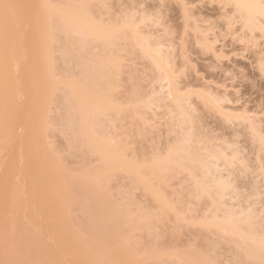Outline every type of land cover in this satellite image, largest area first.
<instances>
[{"label": "rangeland", "instance_id": "1", "mask_svg": "<svg viewBox=\"0 0 264 264\" xmlns=\"http://www.w3.org/2000/svg\"><path fill=\"white\" fill-rule=\"evenodd\" d=\"M49 1L57 2V0ZM72 1L76 3L79 0ZM0 2H10L14 7L6 12L9 20L19 21L18 32L11 34L6 40L8 48L17 49V61L14 66L15 83L19 92L12 102L15 109V121L9 132L3 134L0 144V261L23 259L47 262V264H79L83 259L82 253L84 254L86 250L85 245L95 240L94 245L99 246H93L98 252H93L96 250L93 247L91 252L100 254L102 257L100 262L99 257L91 253L92 257H95L93 259L96 260V264H103L104 260L111 255L109 259L112 261L108 260L113 264L118 263L117 261H119L118 264H179V257L188 261L184 264H189L190 259L198 264H257L261 261L259 264L264 263V252L256 251L259 254L263 253V256L259 257L261 261L258 260L259 262L256 263L255 257H258L256 252L253 254L255 257L246 253L247 251L244 254L245 250L241 248L239 241L227 238L226 234L212 227L201 226L200 221L204 220L202 215L206 212L204 210L208 202L207 197H203L205 200L203 198L200 200V197L198 200L192 198L196 190L194 189L195 193L192 195V184L188 182L185 173L173 171L175 173L169 174L170 177L163 176L166 178L167 185L166 188L161 187V190L164 188L161 192L162 196L172 201L171 204H174L172 206L179 209L177 215L181 213L184 218L181 215L179 217L174 213L171 214L172 212L160 215L156 210V202L145 195L140 186L134 185L130 177L120 170L109 171L107 175L95 179L93 185L97 188L99 202L93 200L91 193L83 189L86 187L83 179L85 176L105 171L103 160L82 144L77 125L67 122L72 115V109L65 99L66 89L62 84L56 85L55 81L89 74L91 63L100 60L101 54L106 50V44L101 41L90 42L86 36L72 32L63 33L51 28L49 42L53 50V71L52 74L47 75V65L41 61L38 53L32 52V26L35 23V16L32 14L31 0H0ZM95 4L91 7L92 12L100 19L102 18L103 22L105 20L109 24H119L122 19H130L132 16L134 18L131 19L137 21L142 14L141 17L146 20L144 19L145 25L142 24L144 27H141L143 29L141 31L151 38L162 36L161 42L165 38L167 42L163 41V44L169 46L165 48L166 46L163 45L162 54L166 55L171 64L173 63L170 68L174 70L173 77H175L177 91L179 90L181 98L182 95L184 99L189 97L188 100L186 99L187 103L183 100L182 106L187 108L189 105L187 112L189 111L190 116L193 114L191 118L195 130L192 128L191 131L196 132L198 137L201 136L200 139L203 138L204 145L207 141L208 145L230 142L229 147L234 146L239 161L236 159L237 161L235 160L236 162L229 166L231 170L228 171L231 174L230 181L233 182V187L239 195L235 201L239 203L240 199L249 201L250 197L248 203L253 202L252 207L254 209L256 207L257 210L260 208V214L263 213L264 177L260 169L264 167V163L262 164L264 153L261 150L258 152V143L252 141L251 131L247 129L246 122L238 120L239 122L236 121L238 124H234L236 119L232 122L226 121L214 106L207 103L205 105L204 101L198 97L199 93H214L213 95L220 96L224 99L220 105L225 112L230 111L229 113L235 112L240 115L244 113L243 115L249 116L251 118L249 120L259 127L264 136V65L260 63L263 67L258 66V59H261L264 54V52L260 54L264 50L263 34L259 30L252 33L244 28L242 30L240 21L231 17V7L219 0H105L104 7L99 5L103 3ZM183 8L191 14L188 17L190 19L185 16L188 19L187 22L185 21L188 26L183 22L185 19L182 16ZM158 18L162 21L160 19L159 22ZM154 25L157 27L156 31ZM195 30L198 32L196 33ZM153 32L155 35L152 34ZM199 32L207 34L210 41L213 40L211 45L218 56H214L207 49L204 50L199 40ZM128 40L120 37L113 48H110L122 57L114 68L113 82L116 86L112 91V100L119 104L122 102L123 107L136 86L138 92L142 93L140 95L144 96L142 101L144 99L148 101V98L151 100L154 96L157 97L158 94L154 92H158L161 85L158 76V80L154 76L158 75L156 68L150 66L147 60L140 56L141 52H137L138 49L128 47L131 45V41L129 40L130 44H128ZM166 49H169L168 53ZM171 49L172 52H170ZM168 54L169 56L171 54V58ZM71 55H78L83 60L84 66H79L77 60L70 57ZM163 89L165 90L162 88L161 91H164ZM196 93L198 94L195 95ZM140 95H138L139 100H141ZM164 101L158 105L159 109H156L158 106L155 108L154 105L152 107L155 110L151 108L152 110L148 109L150 111L146 113H144L146 109L143 110L142 106L137 105V112L139 108H143L144 114L141 111L139 113L147 118L149 125L142 124L140 116H137L139 113L136 115V118L138 117L136 120L134 110L132 112L131 108L125 107L124 110L123 107L121 110L119 108L116 117H109H113L114 121L110 119L112 122L107 118L108 115H102L105 116L103 123L107 118L109 124L114 122V127L116 126L115 128L111 126V129L108 125H103L106 129L105 133L108 131L111 135H118V138L121 135L124 140L127 139L126 148L127 146L128 149L132 148L130 154L129 151L128 154L126 152L129 160L137 159L136 163L140 161L138 163L140 164L152 159L157 153H161L159 155L162 156L166 151L165 144L176 139L175 131L178 132L180 128L177 129L171 125L176 118L175 112L166 110L167 101ZM139 105L142 104L139 103ZM6 111L7 103L1 99V118ZM166 112L169 115H166ZM102 116L100 117L103 118ZM141 117L143 119V116ZM195 117L196 121H194ZM171 118L174 119L171 120ZM107 121L104 124H108ZM89 127L94 129L93 126ZM172 135L175 137L170 140ZM213 138L218 140L215 141ZM227 150L226 152L230 155L231 150ZM133 153L139 157L133 156ZM127 157L125 156L128 161ZM260 161L261 164H257ZM255 172L258 173L255 174ZM226 173L227 171L223 172L224 175ZM108 177L110 180L104 181ZM165 180L164 183L162 182L164 185ZM244 200L240 203L241 205H250ZM260 202H263L262 205ZM116 207L123 210L122 217L115 212L116 210L114 211ZM104 210L106 213L108 211L115 213L112 216L108 212L107 215L110 220L114 218L116 223L102 218L105 215ZM101 219L103 220L102 231L105 228L103 226L109 224V234L118 235L117 240L122 241L124 249L122 258L117 251H113L114 253L110 251V255L108 251L102 252L107 248V241L102 243L107 239L105 236H103L104 240L101 239L102 236L98 237L102 241L100 244L102 243V246L105 244V247L98 243L99 239L98 241L92 239L91 236L95 238V232H97L94 231L95 228L100 227ZM260 219L256 222L257 225L260 223L259 228L256 225L257 231L264 227V220L262 217ZM105 221H107L106 225ZM109 222L113 227L116 224V228L113 229ZM255 230H253L254 233L257 232ZM260 232L257 234L261 235ZM99 235L100 233L97 236ZM6 237L16 242L18 252H5ZM74 237L76 241L73 240ZM87 241L90 242L87 243ZM100 246L102 249L99 248ZM100 252L107 254L106 257H103L104 255ZM147 256L151 259L155 258L154 260L145 259ZM93 259L91 264H95ZM87 263L84 262V264ZM106 263L107 260L104 264Z\"/></svg>", "mask_w": 264, "mask_h": 264}, {"label": "bare ground", "instance_id": "2", "mask_svg": "<svg viewBox=\"0 0 264 264\" xmlns=\"http://www.w3.org/2000/svg\"><path fill=\"white\" fill-rule=\"evenodd\" d=\"M219 1L223 2L226 5H229L231 7V9H230V11L232 13L231 17H234L235 19H237L236 21H238V20L240 21L239 23H240V27L242 30L244 28V30H246V31L248 30L249 33L250 32L252 33L253 31L256 32V30H259V32H261L264 35V0H219ZM31 2H32V14L35 16V23L32 26V31H33L32 52L38 53L39 56L41 57V61L47 65V68H46V74L47 75L52 74V71H53L52 70V67H53L52 51L53 50H52L50 42H49V33H50L51 28L57 29L59 32H63V33L72 32V33H75L78 35L86 36L90 39V42H100L101 41L104 44H106V50H104L103 53L101 54L100 60L97 62L91 63V65L89 67V74L80 76L78 78L74 77V78H69V79H59V80L55 81L56 85L62 84L64 86V88L66 89L67 95H66L65 99H66L67 103H69V105L71 107L70 109H72V111H71L72 115L70 118L67 119V122L68 123L71 122L73 125H77V128L80 131L79 135H80V137H82L81 138L82 144L86 147L87 150L91 151L94 154L96 153L99 156V158H102V160H103V164H104L103 166H104L105 171H102V172L100 171V172H98V174L85 176L84 177L85 179L82 178L83 176L81 177L83 179V181L86 183V187L85 188L83 187V189H87V192L91 193V195L88 193L91 196V198L93 197V200H96V202H99V199H98L99 197L97 196L98 192H96L97 188H95V185H93V183L97 177L107 175L109 173V171L112 172L114 170V172H117L116 170H120V171L124 172L125 174H127L128 177H130L132 182L135 183L134 185L140 186V188L142 189V191L145 195L151 197L156 202V210H158L157 212L160 215L163 216V215L168 214L169 212L170 213L172 212L171 214L174 213V215L175 214L177 215V212L179 211V209L176 208L177 209L176 210L172 206L174 204H171L172 201H170L166 197L162 196L163 193H161V192L164 188L161 190V187L166 188V185H167L166 184L167 181L165 180L166 178H164L163 176L169 175L171 173L174 174L175 172H173V171L180 172V173L182 172V174L185 173V177L187 176L188 182H191V184H192V195L196 192L193 195V197H192V195H191V197L194 200H198L199 197H200V200H202L203 197H207L206 199L208 202H206L205 205H207V206H205V210H204L206 212L203 213L204 216L202 215V217H203L202 219H204V220L200 221L201 226H203L205 228H206V226L212 227V229L214 228V230L226 234L227 238L230 237V239L232 238L236 242L239 241L240 246H242L241 248L245 250L244 254L247 251L246 253H250V255H252V257H255V255L253 256V254H255V252L257 250H259L260 252H264V251H262V250H264V227L262 229L260 228L261 232L257 231V229H256L257 220L260 219V217H262V219L264 220V211H263V213L260 214V212H261V211H259L260 208L257 210L255 207V209H254L252 207L253 202H251L252 204L248 203V202H250V197L248 198L249 201H246L243 199L244 202L246 201L245 203L250 204L248 206L244 205L243 203H242L243 205L240 204L243 201L242 199H240L241 201L238 200V201H240V203L235 201V200H237V198H239V195L236 192L237 190L234 189V187H233V184H232L233 182L230 181L231 174L229 173V171L231 170L230 169L231 167L229 168V166L233 165V163L238 160L237 155H236L237 153L233 148L234 146L231 144L233 147H229V143H230L229 141H228L229 143L226 142L227 143L226 147H225L226 143H220L218 145H216L215 143H212V144L210 143V145H211L210 146L207 144V141H206L205 145L207 144L206 146H209V147H206L203 144V142H204L203 138L200 139L201 136L198 137L199 135L197 136L196 132L191 131L192 128H193V130H195L194 125H192L194 122H193V119L191 118V117H193V114H192V116H190V114H188L189 111L187 112L189 105H188V107L185 106L187 108H184L183 107L184 105L182 106L183 100H185L187 103V100L189 99V97H188V99L185 97L187 99L186 100L183 98V95L181 94L182 95V98H181L180 94L178 92L179 90L177 91V88H176L177 84L175 85V77H173L174 70L172 68V70H173L172 71L170 68V66L173 63L171 64L170 60L168 58H166V55L163 56L164 54H162V47H164L163 45L166 46V44H163V41H166V40H164L165 38L163 37L164 39L161 42L160 38H162V36L160 38L157 36H155V38H151L150 36H147L148 34L145 35V33H143L141 31V30H143V29H141V27H144L143 25H145V24H143V23H145V20H146L144 17H141L142 14L140 15V18L137 21H133L135 19H131L132 17L134 18V16H132L134 14H132L131 15L132 17L130 19L124 18V20L122 19L120 21V22H122V21L123 22L122 23L119 22V24H117V23L116 24L115 23L109 24V23H106L105 20H104V22H105L104 23L102 18H101L102 19L101 20L99 18V16L97 17L96 15L93 14L91 7L95 3H96L95 5H98V3H103V4H99V5L100 6L102 5L104 7L105 0H79L76 3H73L72 0H57V2H55V3L50 2L49 0H31ZM3 4H11V3L10 2H4V3L0 2V61L2 63V67L0 68L1 87H2V89L0 90V100L4 99V101L7 103L6 114L4 115L3 118L0 117V144L2 142L1 139L3 137V134L5 132H7V133L9 132L10 128L13 125V122L15 121V116H14L15 109L12 106V102L14 100V97L18 94L17 92H19V89L15 83V72L16 71H15V66H14V63L17 61V59H16L17 49L15 47L8 48V46H6L7 38L9 36H11V34H16V32H18L19 21L15 20V19L9 20V17L6 13V10L2 7ZM182 12H183L182 16L185 18L183 22L185 23V21L187 22V20L190 19L188 17L191 16V14L188 13V11L184 8H183ZM193 18L195 19L194 16H193ZM136 19H137V17H136ZM148 19H149V17H148ZM160 19H159V22H160ZM161 21H162V19H161ZM156 23H158V21ZM161 23H159V24H161ZM151 25H152V23H151ZM162 26H164V24ZM187 26H186V28H188ZM155 28H156L155 29V31H156L157 27L155 26ZM198 28H200V27H198ZM162 29H164V28H162ZM193 29H194V27H193ZM195 29H197V27H195ZM145 30L147 31V29H145ZM158 30H159V28H158ZM198 31H199V29H198ZM195 32H196V30H195ZM149 33H151V32H149ZM199 33H200L199 40L203 44L204 50L207 49V51L212 52V54L214 56H218L217 51L212 46L213 40L210 41L211 39L209 40V38L207 37L208 36L207 34H204L203 32H199ZM152 34H154V32ZM164 34H165V31H164ZM157 35H159V34H157ZM263 35H262V37L264 38ZM258 36H260V35H258ZM120 37L126 38V41H127V39H129L131 41V45L128 47L132 46V47H135V49H138L139 51H137V52H141L140 56H142V58L146 59L150 66L156 68V72L158 71V73H156L158 75H154V76H156V78L154 77L155 79H157V76H158L159 81H161V83H160L161 85L159 84L160 89L158 88L160 93H159V91L156 92L154 90L155 91L154 93L158 94L157 97L156 96L153 97V95H152L153 98L151 100H149V98H148V101L146 100L147 102L145 101V99L142 101L144 96L140 95L142 93L140 91L138 92V89H136L137 86L135 87V85H134L133 88L134 87L135 88L132 90V93L134 95L132 94L133 96L131 95V97L128 98L127 103H126V105H124V107H123V104H121L122 102L119 104V103H117V101L114 102V100H112V91L114 90V88L116 86L113 82L114 68L120 62L119 60H121L120 59L121 56H119L117 53L113 52L112 51L113 49L111 50L110 48H113L116 40L117 39L120 40ZM121 39H123V38H121ZM130 41L128 44H130ZM261 43H263V42H261ZM168 46H166L165 48H167ZM170 46H172V45H170ZM131 49L133 52V48H131ZM168 50H167V53H168ZM163 51H164V49H163ZM170 52H172V49ZM261 52H260V54H263L264 50ZM168 56H169V54H168ZM170 56H171V54H170ZM70 57L77 60V63L79 64V66L80 65L84 66L83 60H81V58H79L78 55H75V56L71 55ZM173 58H174V56H173ZM256 59H257V57H256ZM259 59H258V66L263 67L264 63H262V62H264V54L262 55V57L260 59L263 61L260 62ZM260 63L263 65H260ZM154 73H155V71H154ZM162 81H163V84H162ZM138 88H140V86ZM162 88H165V90L163 89L164 91H161ZM190 92H192V91H190ZM198 93H196L195 95H197ZM213 94H211V93H207V94L201 93L200 94L199 93L198 97L204 101L205 105L207 103V104L214 106L215 110L219 111L218 113H221L222 114L221 116H223L226 121L232 122V120L234 121L236 119L234 121L235 123L233 122L234 124H238V123H236V121L239 122L240 120L246 122L247 123V125H246L247 129L249 128L250 129L249 131H251L250 133H251V136L253 138L252 141H255L258 143V146H257L258 152H259V150H261L264 153V136H262V132L260 131L259 127L256 126V124H254L253 121L249 120V119H251L249 116L243 115L244 113L242 115H240V114H235V112H234V114L229 113L230 111L225 112L223 110L222 106L220 105L222 103L221 101L224 99L221 98L220 96L218 97V96L213 95ZM138 95H140L141 100H139ZM163 101L164 102L167 101L166 106L168 108L166 110H169L171 112H175V116H174V114H173V116L176 118L173 121V124H171L172 127L173 126L177 127V129L180 128L182 131H180V129H179V131L176 129L178 131V132H176L175 128H174V131L176 133L175 136L177 135V137H175L173 135H172L173 137H171V139L168 137L170 140L174 139V137L176 139L172 140L173 142H169V143L167 142V144H165L167 146L165 147L166 149H164L166 151L163 150L164 155L162 154V156H160L159 154H161V153H159V154L157 153L158 156L155 155V157H153L152 159L145 161V163H140V164H138L140 161L136 163V160H137L136 158H135L136 159L135 161H131L133 159L129 160L130 158L127 157L126 152L128 154V151H129V154H130L132 152L131 151L132 148L130 147L129 148L130 150L128 149V146L126 148V143H128V141L126 143H125V141L127 139L124 140L123 136H121V135L119 136L120 138H118L117 137L118 135H111L110 132L108 133V131H106V133H105L106 129L103 125H106V126L108 125L110 128H111V126H113L112 128H115L116 126L114 127V122L109 124L110 119L111 118L113 119V117H111V118H109V117L110 116L116 117V114H117L116 112L118 111L119 108H120L119 110H121L122 107H123V110L125 107L128 109L131 108L130 110H132V112L134 110L133 114H134V118L136 120L140 116V119L143 121L142 124L143 123L148 124L150 122H147V118H145L143 114L146 113L147 111L152 110L151 108H153L154 105L156 108V106H158L159 104H162ZM203 101H201V103ZM139 103H141L142 105H139ZM191 104H190V107H191ZM137 105H138V107L142 106L144 108V109L139 108L138 109L139 111L142 112L145 109H146V111H144V113L142 112L143 114L139 113V111L137 112V110H136ZM212 106H210V107H212ZM160 107L162 108V105H160ZM148 109H150V110H148ZM156 109H159V106ZM192 109H193V106H192ZM153 110H155V109L153 108ZM169 111H168V113H169ZM135 112H136V114H135ZM192 112H195V111L192 110ZM137 113H139V115H137ZM176 114H177V116H176ZM102 115H108L107 118H109V121H107V118H106V121L108 122V124H104L106 121L103 123V119L105 116H102ZM136 115L138 116L137 118H136ZM166 115H169V114H167V112H166ZM171 115H170V117H171ZM100 116H102L103 118H101ZM141 116H143V119L145 118L146 121L143 120ZM173 119L171 118V120H173ZM141 120L140 121L138 120V121L141 122ZM113 121H114V119H113ZM194 121H196V117H195ZM110 122H112V121H110ZM169 122H172V121H169ZM234 124H233V126H234ZM89 126H91V127L93 126L94 129H91ZM172 127H171V130H173ZM111 129L109 131H111ZM114 130H112V131H114ZM170 135H171V133H170ZM213 139L215 141L218 140L215 138H213ZM165 141H168V140H165ZM216 143H218V142H216ZM213 144H215V145H213ZM227 149H229V151L231 150L230 155L226 152ZM136 154H138V153H136ZM125 156L128 158V161L126 160ZM133 156H138V155H134V153H133ZM257 156H259V155H257ZM258 161H259V159H258ZM258 163L261 164V161L257 162V164ZM263 163H264V160H263L262 164ZM256 168H259V167H256ZM225 171H227L226 175L223 174V172H225ZM260 171L264 177V167H261ZM99 173H101V174H99ZM257 173L255 172V174H257ZM162 177H163V179H162ZM168 177H170V175ZM108 179L110 180V178L108 177V178H105L104 181H109ZM164 180H165V185L162 184V182ZM262 182H263V180H262ZM160 183H161V185H164V186H161ZM82 186H84V185H82ZM193 191H195V192H193ZM250 195H251V191H250ZM257 196H258V194H257ZM241 197L242 196H240V198ZM245 197H246V195H245ZM203 199L205 200V198H203ZM200 200H199V202H200ZM59 201H62V200L59 199ZM254 201H256V200H254ZM260 201H261V199H260ZM257 203H259V202H257ZM260 203L262 205L263 202H260ZM195 204H196V201H195ZM257 208H258V206H257ZM261 208H262V206H261ZM121 210L122 209H120L119 207H116V209H114V211L117 212V214L122 217L123 210L122 211ZM108 212L106 213V211H105V215L103 212V215L105 217L103 216L102 218L104 220H105V218L108 219V217H109V215H107ZM113 213L114 212L112 211V213H110V215H112ZM116 215H114V217ZM179 215H181V213L178 214L177 216H179ZM182 216L183 215H181V217ZM124 217H125L124 219L126 220V214L125 213H124ZM183 218H184V216H183ZM108 220L116 223L114 218H113V220H110V219H108ZM260 220H258V221H260ZM105 222H104V224L106 225L107 221H105ZM123 222H124V220H123ZM102 223H103V220H102L101 224H99V226L101 228L100 227H98V228H100V229L95 228V230H94V231H97V232H95V238H94V236H91V237H93L92 239H97V241L99 239L98 237H100V236H102V238L101 237L100 238L103 240H104L103 236H105V238H107L103 242L101 241V239H99L100 241H98L99 244H100V242L105 243L107 241V243H106L107 244L106 245L107 250L106 249H105V251L104 250L102 251L100 249H98V250H100L104 253L108 251L109 255L111 253L110 251H112V252L117 251L121 254V258H122L123 252H124V249L122 248V241L117 240L118 235L113 236L111 233H110L111 235L109 234V231H108L109 224H107L108 226H103L105 228L102 231V225H103ZM118 223L120 224L121 221L119 220ZM254 224H255V226H254ZM258 224L260 225V223H258ZM263 224H264V222H263ZM115 225L113 227V226H111V223H110V226L113 227V229L116 228ZM259 225H257V227ZM253 227H254V229H253ZM253 230H255V232L256 231L257 232L254 233ZM98 232L100 233L99 236H97L99 234ZM110 232H111V230H110ZM258 232H260L261 235L257 234ZM255 234H257V235H255ZM258 235H260V236H258ZM96 236H97V238H96ZM74 239H75V237L73 238V240ZM74 241H76V240H74ZM90 241H87V243H89ZM94 241L95 240L91 241L89 245L87 244L88 246L85 245L86 250L84 249L85 250L84 254L82 253L84 260L82 259L83 261L81 260L79 264H84V262L85 263L90 262L87 264L93 263L92 259L95 257H92V254L93 255L95 254V256H97V258L99 257L98 260L101 262L100 258H102V257H100V254L97 255L96 253L91 252V251H93L92 247L94 248V246L95 247L99 246V245H94V243H93ZM71 243L73 244L72 240H71ZM91 243H93V244L91 245ZM98 243H96V244H98ZM104 245L103 246L101 245V246L105 247ZM86 246H87V248H86ZM101 246L99 248L102 249ZM94 249H96V248H94ZM96 251H97V249L94 250L93 252H96ZM104 253H101V254L104 255ZM256 253L258 254V257L257 256L255 257V258H257V261H255L257 263V262L261 261L259 259V257H260V255L263 256L262 255L263 253L262 254L261 253L259 254V252H256ZM242 254H243V251H242ZM106 255L107 254H105L103 257H106ZM111 256H109L108 259L111 258ZM247 256H249V255H247ZM247 256H245V257L247 258ZM89 257H90V259H89L90 261L88 260ZM150 257H152V256H150ZM112 258L115 260L114 257H112ZM153 258H155V257H152V259ZM179 258H180V259H178L179 264L180 263L184 264L185 262L188 263V261L184 260L183 258H181V257H179ZM249 258H251V256ZM104 259H106V258H104ZM108 259H106L107 260L106 264L111 263L109 260L112 261V259H109V260ZM145 259L152 260L148 256ZM93 260H94V262L96 261L95 259H93ZM106 260H104V261L106 262ZM105 262H103V264ZM117 262L119 263V261H117ZM261 262H259V263H261ZM118 263H116V264H118ZM141 263H143V262H141ZM195 263L198 264V262H195V260H193V261L191 259L189 260V264H195ZM259 263H257V264H259ZM95 264H96V262H95ZM111 264H113V263H111ZM262 264H264V263H262Z\"/></svg>", "mask_w": 264, "mask_h": 264}, {"label": "snow or ice", "instance_id": "3", "mask_svg": "<svg viewBox=\"0 0 264 264\" xmlns=\"http://www.w3.org/2000/svg\"><path fill=\"white\" fill-rule=\"evenodd\" d=\"M2 7L6 10L13 8L14 6L11 4H3ZM5 252H13L16 253L19 251L16 242L14 240H10L8 237L5 238ZM0 264H47V262L41 261H31V260H23V259H9L0 261Z\"/></svg>", "mask_w": 264, "mask_h": 264}]
</instances>
